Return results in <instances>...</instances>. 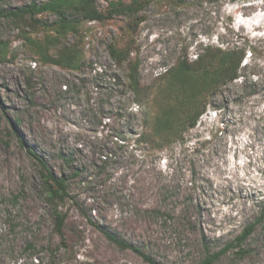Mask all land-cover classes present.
Returning <instances> with one entry per match:
<instances>
[{
    "label": "rangeland",
    "instance_id": "374dc122",
    "mask_svg": "<svg viewBox=\"0 0 264 264\" xmlns=\"http://www.w3.org/2000/svg\"><path fill=\"white\" fill-rule=\"evenodd\" d=\"M46 1L0 0V13ZM55 21L0 19L10 49L0 59V264H146L96 226L163 264H205L217 253L214 264H264V0H158L83 21L50 49L56 57L77 47L79 70L44 61L29 41L45 40ZM112 46L128 59L116 63ZM207 46L247 50V65L202 97L195 127L183 108V123L158 137L157 118L185 90L163 77ZM134 70L145 97L130 87ZM28 149L68 179L67 247Z\"/></svg>",
    "mask_w": 264,
    "mask_h": 264
},
{
    "label": "trees",
    "instance_id": "16d2710c",
    "mask_svg": "<svg viewBox=\"0 0 264 264\" xmlns=\"http://www.w3.org/2000/svg\"><path fill=\"white\" fill-rule=\"evenodd\" d=\"M154 1L158 0H109V6L106 11H101L98 7V0H47L40 5L32 2L18 10L0 13V19L6 16L26 23L28 19L36 21V18L42 14L54 15L56 21L44 26L47 32L45 40L40 43L35 40L29 41L44 61L52 62L70 70H79L82 65L83 55L77 47L73 49L64 47L58 56L51 57L50 49L52 45L60 42L70 34H77L83 21L100 22L113 18L115 15H135ZM110 50L116 63L122 64L128 59V52L113 46ZM9 53L8 44L0 43V59H5L9 56ZM246 55L247 50L239 48L224 50L207 46L205 52L197 56L196 61L189 62L186 60L178 62L175 67L169 69L163 78L170 79V87L178 83L183 85L185 90H183L181 97H178L177 106L172 107V109L157 118V131L155 133L158 134V137H161L160 133H163L166 129L174 130L183 123L178 116V114L182 113L183 108H186V122L191 121V126L195 127L203 111H205V107H207L205 105L201 107L202 97L217 92L228 81L232 83L238 80L241 69L247 65H243ZM132 66L130 67L132 68ZM135 72L136 70L130 74L129 84L138 97H143L146 92H143L144 88L141 86ZM28 151L39 167L42 192L54 219V234L61 239V245L67 247L65 229L68 217L67 213L63 211V206L71 199L68 179L66 176H59L49 163L32 149H28ZM261 217H264V209ZM96 227L111 244L121 250L131 249L146 264H163L149 253L143 251V249L126 242L119 235L104 227ZM253 229L254 225L249 226L237 239L238 243L241 244L245 241L251 235ZM221 255V253H217L209 256L205 264H214Z\"/></svg>",
    "mask_w": 264,
    "mask_h": 264
}]
</instances>
